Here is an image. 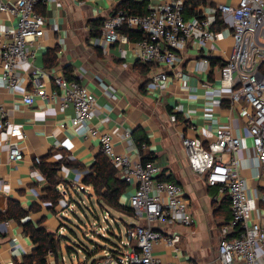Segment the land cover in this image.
I'll list each match as a JSON object with an SVG mask.
<instances>
[{
	"label": "built area",
	"instance_id": "1",
	"mask_svg": "<svg viewBox=\"0 0 264 264\" xmlns=\"http://www.w3.org/2000/svg\"><path fill=\"white\" fill-rule=\"evenodd\" d=\"M48 1L0 0V15L6 13L12 18L17 17L12 32L6 28L0 30V87L12 94L21 93L24 105L34 106L36 99L40 98L59 110L71 108L74 116L69 126L79 136L98 139L100 152L116 168L120 179L130 186L128 205L134 212L135 223L126 227L128 240L120 238L123 255L112 256L106 248L103 257L95 264H193L181 259L180 241L174 235L155 227L157 223L186 227L195 225L196 220L182 185L158 180L161 173L159 166L152 161L143 163L139 150L137 160H132L127 152L117 151L115 135L98 129L94 123L97 96L80 80L82 75L88 74L87 67L72 64V79L69 80L60 56L54 65V89L48 90L49 73L35 64L36 48L50 26V19L39 13L37 6ZM105 1L114 3L116 0ZM186 1L150 3L146 16L118 11L104 20L95 45L103 51L114 44L132 45L141 63L163 67V71L157 70L152 76L153 82L158 84L168 80L167 72L181 61L180 54L189 45L204 49L208 44L215 46L227 37L232 38L233 52L230 57L224 58L222 67L216 66L212 70L210 61L203 59L198 60L195 68L199 73L216 71L220 75L219 86L205 98L213 108L220 109L225 105L230 112L228 119L221 123L212 114H207L204 117L206 122L211 126L217 124L214 137L207 143L199 137H184L182 144L190 169L204 179L207 187L218 188L215 200L229 199L231 219L220 228V264H264V0H239L235 5L201 4L198 14L189 19L184 17ZM218 14H221L225 26L215 31ZM124 27L142 33V39L131 40L121 32ZM69 38L70 33L66 31L58 41L60 48L66 46ZM120 51L124 56L125 51ZM176 77L184 75L178 71ZM102 86L110 102L119 99L111 87ZM183 87L188 88L186 82ZM112 109L110 105L100 107L102 113ZM175 111L172 122L176 121L178 112H183V106H178ZM12 124L6 108L0 105V132H5ZM60 127L67 129L68 125L61 124ZM11 134L17 137L22 132L13 129ZM123 136L129 138L130 131H125ZM145 148L146 145H143ZM7 154L9 161L18 165L24 160L25 149L13 139L7 144ZM41 163V158L34 159V166ZM247 168L252 172V184L244 175ZM88 173L81 172L84 177ZM67 175H63L65 181ZM75 186L79 192L86 189L82 183ZM59 191L66 198L55 205L52 224L40 227L63 235L66 228L62 226V219L73 204L68 202L70 195L66 187ZM0 192L10 193L9 186L2 179ZM107 216H104L105 220ZM102 230L105 231V228ZM157 247H163L161 249L166 255L170 253V259L158 255ZM60 257L65 262L64 256ZM47 260L50 263L57 260L53 251L48 252Z\"/></svg>",
	"mask_w": 264,
	"mask_h": 264
},
{
	"label": "crops",
	"instance_id": "2",
	"mask_svg": "<svg viewBox=\"0 0 264 264\" xmlns=\"http://www.w3.org/2000/svg\"><path fill=\"white\" fill-rule=\"evenodd\" d=\"M123 1L126 0H116L114 3L105 0H50L46 4H39L37 11L50 19V26L36 48L35 64L47 69L49 91L54 89V65L60 56L64 66L70 68L68 72H71L72 64L87 67L88 74L82 75L80 80L97 96L98 107L94 123L98 129L113 133L117 151L127 152L132 160L138 159L136 143L145 139V154L151 155L153 162L161 168L158 180L169 179L182 185L185 191L189 209L196 220L195 225L186 227L157 223L155 227L174 235L180 241L183 261L189 260L193 264H220V228L226 222V210L229 208L219 209L222 201L220 198L215 200L218 189L207 187L204 179L190 169L182 140L184 137H199L205 143L211 140L217 124L211 126L206 122L204 117L209 113L221 123L228 119L230 112L225 105L220 109L213 108L206 103L205 98L213 88L219 86L220 75L216 71L209 74L199 73L195 68L198 60L207 59L213 70L216 66L212 65V59L223 61L230 57L233 52L232 38L227 37L224 41L215 43V46L208 44L204 49L189 45L180 54L181 61L172 71L167 72L168 80L154 83V72L163 71V67L155 66L144 76L143 63L132 45L114 44L103 51L95 45L96 37L91 35L93 22L114 15L120 10L119 6ZM132 1L157 4L160 0ZM200 1L203 5L215 6L218 3L235 5L239 0ZM16 24L17 17L12 18L6 13L0 15V30L6 28L12 32ZM66 31H69L70 38L66 40V46L60 48L58 41ZM120 50L125 51L124 56ZM49 51L54 52L51 66L47 56ZM60 51L63 52L59 54ZM178 71L184 77H176ZM184 82L188 88L183 87ZM102 85L111 87L119 99L114 103L110 102ZM0 105L6 108L13 122L5 132H0V179L10 189L9 194L0 192V214L6 211L3 199H12L18 201L27 211V217L34 225L48 226L52 224L53 213H56L55 205L45 200L48 183L40 169L34 166V159L39 157L52 164L64 162L59 175L64 179L63 175L68 173L67 181L77 189L75 185L83 183L84 180L81 172L89 171V167L101 153L99 141L96 138L79 136L69 126L74 116L71 108L59 110L49 101L40 98L36 99L34 106L24 105L21 93L12 94L2 87ZM106 105L113 109L102 113L100 107L105 108ZM180 105L183 106V112H178L176 121L172 122L171 117ZM61 124L68 125L67 129H61ZM13 129H19L22 134L13 137ZM125 131H130L129 138L123 136ZM13 139L25 149L24 160L18 165L12 164L7 154V144ZM246 143L250 144L249 141ZM244 175L252 184V172L249 168L244 170ZM129 196L130 186L121 198L123 205L128 204ZM109 212L113 216L115 212V217L120 220L127 216L126 226L135 223L132 216L110 209ZM34 248L35 245L24 233L20 222L0 220V264L22 262L23 257L31 254ZM161 248L163 247H157L156 253L170 259V253L166 255ZM61 255L63 256L62 253ZM60 258L48 262L65 264Z\"/></svg>",
	"mask_w": 264,
	"mask_h": 264
},
{
	"label": "trees",
	"instance_id": "3",
	"mask_svg": "<svg viewBox=\"0 0 264 264\" xmlns=\"http://www.w3.org/2000/svg\"><path fill=\"white\" fill-rule=\"evenodd\" d=\"M201 4H203V2L200 0H187L184 9L185 19H189L191 17L196 16L198 14V6ZM119 9V11H124L130 15L146 16L148 14L147 2H135L132 0H126L123 1L122 4H120ZM103 24L104 20L99 19L94 21L92 24L93 31L91 32V35L96 38L99 37L101 35V28ZM224 26L225 25L221 14H218L216 16L214 30L219 31ZM121 32L127 34L133 41H138L142 39L143 36L142 33L128 30L125 27L121 29ZM47 56L49 57V66H51L54 60V52L49 51L47 53ZM212 60L213 66L222 67L223 61H218L217 59ZM143 66L144 75H148L152 68L155 67V65L151 63L143 64ZM69 69V67H65L68 79L71 80L72 76H70V72H68ZM262 72L264 73V65L262 66ZM145 142V139H141L138 140V142L136 143V147L141 154V160L143 163H146L148 161L153 162L154 158L151 155L145 154V150L143 149V145H147L144 144ZM62 164H64V162L62 161L57 164H52L43 160L42 163L37 166L42 172V174L45 176V179L48 183L45 189V200L53 202L54 205H56L61 199L66 198L65 195L59 191L60 186H64L68 189L70 195L68 202L71 204L72 202H75L73 194H76L77 189L73 187L70 182L65 181L59 175V171ZM167 180L170 181L169 179ZM82 185L85 188L89 189L87 192L82 191L86 193L89 204L88 206V204L86 205L84 204V202L81 203L80 208L83 212H85L82 207L84 205V207L89 212L96 214V210L94 208V204H96L102 211L109 212L110 209L113 211L124 213L128 216H133L134 212L132 208L128 204L123 205L121 202V198L122 196H124V194H126L129 186L125 181L120 179L118 171L104 154L100 153L96 157L95 162L89 167V173L84 177ZM3 201H5L4 204L6 211L0 214V220H15L17 222H20L22 224L24 233L30 238L32 243L35 245V248L33 249L31 254L25 255L22 259V262L15 261V264H50L47 260V254L49 251H53L55 256L60 257L62 249L64 247V242L68 240L65 235H57L56 233L50 232L43 227L34 225L32 220H26L28 213L21 207L18 201L12 199L7 200L5 198L3 199ZM228 208L229 210H226ZM219 209L226 210L227 215L225 217V221L231 219L230 203L227 197L222 200ZM97 219L99 221L100 218L97 217ZM63 220L64 218L62 219V226L67 230H70L67 226H65ZM69 223L72 224V222L70 221ZM105 249L106 248L96 245V249L94 252H87L88 250L86 249L83 250L88 254V256H91V254L96 252L103 253ZM68 250L72 251V248L68 247ZM108 250L112 254V256L123 255V250L121 249V247L118 248L116 251H112L110 249ZM101 258L102 257L98 259L91 258L93 259L92 264H95Z\"/></svg>",
	"mask_w": 264,
	"mask_h": 264
},
{
	"label": "rangeland",
	"instance_id": "4",
	"mask_svg": "<svg viewBox=\"0 0 264 264\" xmlns=\"http://www.w3.org/2000/svg\"><path fill=\"white\" fill-rule=\"evenodd\" d=\"M87 190L88 189L86 188L84 191L87 192ZM73 198L76 203L72 202L73 206L63 220L65 226L71 230L65 229L63 233L68 239L64 242V247L62 249L65 264H92L93 259L91 258H94L95 256L96 259L103 257L104 253H89L91 256H88L83 249L88 250L87 252H94L96 245H99L103 248L116 251L121 247V237L124 241L128 240L125 230V220L128 218L127 216H124L122 220H120L117 216L115 217V212L113 216L112 213L102 211L96 204H94L96 214L89 212L84 205L82 207L85 212H83L80 207L82 202L86 205L88 204L86 193L76 191V194H73ZM104 215H109L110 217H107L105 220L103 218ZM96 216L100 218L99 221ZM68 220L72 222V224L69 223ZM102 228H105V231H103ZM68 247L72 248V251H69Z\"/></svg>",
	"mask_w": 264,
	"mask_h": 264
}]
</instances>
